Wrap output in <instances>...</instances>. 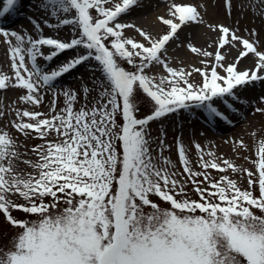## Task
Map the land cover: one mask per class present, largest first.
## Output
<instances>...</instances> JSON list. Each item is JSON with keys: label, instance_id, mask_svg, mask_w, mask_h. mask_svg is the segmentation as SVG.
Returning <instances> with one entry per match:
<instances>
[{"label": "snow or ice", "instance_id": "snow-or-ice-1", "mask_svg": "<svg viewBox=\"0 0 264 264\" xmlns=\"http://www.w3.org/2000/svg\"><path fill=\"white\" fill-rule=\"evenodd\" d=\"M19 2L3 0L0 20ZM144 6L39 0L32 32L0 26L10 62L0 70V91L20 93L13 118L0 110L7 121L0 126V217L12 230L0 242V264H264V138L255 159L241 156L249 168L179 133L178 167L165 155L163 126L158 137L150 133L151 123L180 111L199 112L210 124L228 121L219 105L234 109L240 92L264 84V37L242 28L239 17L209 22L206 4L192 0H170L149 29L125 20ZM218 7L229 18L235 0ZM257 7L264 28V0ZM202 26L214 34L207 47L185 32ZM64 27L67 39L45 34ZM172 45L189 50L199 66L175 63ZM61 56L56 67L41 63ZM245 59L251 67L241 66ZM85 64L99 73L91 85L58 87ZM156 67L161 74H153ZM255 111L264 114V107ZM21 136L42 143L29 148ZM230 143L234 153L249 150L243 139Z\"/></svg>", "mask_w": 264, "mask_h": 264}, {"label": "rangeland", "instance_id": "rangeland-1", "mask_svg": "<svg viewBox=\"0 0 264 264\" xmlns=\"http://www.w3.org/2000/svg\"><path fill=\"white\" fill-rule=\"evenodd\" d=\"M223 0H205V4L207 6V15L209 16V22H222V23H234L235 20L240 18V26L243 28L247 25L249 28L255 27L259 32L261 37H264V28L261 27V21L258 18L259 16V0H235V8L233 10V14L231 17L226 18L223 14L222 7H218L219 4H222ZM146 14V13H145ZM206 15V16H207ZM205 16V17H206ZM247 17V19L245 18ZM149 20L153 23L152 17L148 16ZM6 19V18H5ZM12 18H7L6 20H11ZM131 17L126 16L125 20L130 21ZM27 23H30L28 18H15L14 22H11L7 25H0L10 30L20 31L24 29L27 32H32V24L31 30H28L26 27ZM50 30V29H49ZM55 31V30H54ZM58 31V35L61 38L67 39L69 36V29L64 27L62 30ZM189 29L185 30L188 34ZM46 35H52L45 29ZM129 36H136L137 34L134 31L129 30L127 32ZM184 38V34L181 35V39ZM7 45L4 43L3 37L0 36V52L5 56L4 64L9 65V59L6 55ZM174 49V45L170 48V51ZM169 51V57L177 64L180 61H184L186 63H193L199 66L198 58L194 56L192 58V54L188 50L180 51L177 50L172 54ZM75 53H69V55H74ZM64 60V57H60L55 62H43L42 65L44 67H56ZM1 63V61H0ZM2 66V67H1ZM0 66V70H3V65ZM130 67V66H128ZM162 69L160 67H156L153 69V74H161ZM95 76H98L99 73L93 74L91 71V65L85 64L80 66L78 70L73 71L71 74H66L64 78L59 81L58 87H70L73 90H80V86L82 83H89L91 85V81ZM82 78V79H81ZM196 80H199L200 77L198 75L195 76ZM257 85H260L258 83ZM19 92L14 90L9 91H0V110L6 112L9 115V119L13 118L11 116V109L13 107L20 106L18 104V96ZM264 96L263 93L259 95L255 99H251L249 102V107L245 109H241L240 106H234V109H227L222 104L219 105L221 111L225 112L229 116L228 121L218 120L215 123H209L205 115L196 113H188L185 111H180L179 113L170 114L167 118H164L161 122H153L150 124V133L152 138H156L160 135L161 125L167 132L166 143L170 146L169 149L165 150V155L170 156L171 159L177 163L178 162V154L177 148L175 145L176 136L179 133L183 134V140L188 143L189 141L194 144L195 142H199L204 147L213 146L217 150V154L223 156L224 158H233L236 159L237 163L245 164L247 167L251 168V163L244 161L241 156L247 155L250 159H255V150L259 139L264 138V114L256 112L255 109L257 107H264V102L260 101V97ZM52 98V93L48 91L45 96L44 104L40 106L39 110L47 112L48 107ZM63 98L61 97L58 104L59 106H63ZM83 102V101H81ZM138 105H140V114H147L149 106L146 105V102L143 99L138 100ZM219 104V102H217ZM79 107V105H77ZM7 121H0V126L6 124ZM211 126H210V125ZM214 128H213V127ZM255 133V135H253ZM243 139L244 142L248 145V151L237 154L232 150V144L230 141ZM19 142L21 145L27 143L28 147L42 143L39 139L26 140L24 137H19ZM158 143V141H157ZM152 148L156 149V143L152 144ZM21 151H24L23 147ZM34 158V157H33ZM192 159L196 160L197 156L195 154L194 149L192 150ZM213 171V175L218 177V174L215 170ZM193 198H197L194 193H192ZM162 206H167L164 202L158 201ZM19 215V213H16ZM11 229L8 228L3 221V217H0V242L7 243L8 238L11 235Z\"/></svg>", "mask_w": 264, "mask_h": 264}, {"label": "bare ground", "instance_id": "bare-ground-1", "mask_svg": "<svg viewBox=\"0 0 264 264\" xmlns=\"http://www.w3.org/2000/svg\"><path fill=\"white\" fill-rule=\"evenodd\" d=\"M169 2H170V0H144L145 6L143 8H140V9H135L131 13V15H129L131 17V19L128 22L135 23V24H137V26L143 27L145 29L152 28L155 24H153L149 20L148 16L150 15L153 19L152 21H154V23H155V18L157 15L166 14ZM192 2L197 3V4H199V3L205 4V0H192ZM38 3H39V0H29V1L25 2V8L26 9H24L25 11L23 13L20 12V13L16 14L10 21L6 20L5 18L11 17L12 14L5 16L4 18H2V20H0V25H7L11 22H14L15 18H28V19L39 18L42 15V13L40 11H38L36 8V5ZM2 4H3V2H0V6H2ZM52 19L54 20L55 18L53 17ZM205 19L208 20L209 16L207 15L205 17ZM45 29H48V28H45ZM189 30L190 31L187 34L188 37L191 38L192 41L194 43H196L198 46L203 45L204 47H207L208 44L212 43V40L209 39V37L213 36L214 34L211 33L206 27L202 26L200 28H193V29H189ZM48 31L50 33H52V35L55 32H58L56 30L54 31V30H49V29H48ZM182 40H184V38H182ZM176 49L183 51V52H184V50H187L184 47L177 48L174 45V49H172L170 51V53L173 54L176 51ZM209 50H213V49H209ZM191 56L193 58L195 55L192 54ZM231 58L232 57H229V59H231ZM4 59H5V56L3 55V53L0 52V61H1L0 66L3 65V71H8L9 65L4 64ZM41 63H43V61H41ZM251 65H252V61L248 60V59H245L244 61H242V64H241V66H248V67H251ZM261 93L264 94V84L256 85L254 88L245 89L244 91L239 93L240 100L236 103V105L240 106L241 109H245V108L249 107L250 100L257 98L259 95H261Z\"/></svg>", "mask_w": 264, "mask_h": 264}]
</instances>
